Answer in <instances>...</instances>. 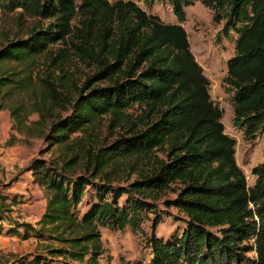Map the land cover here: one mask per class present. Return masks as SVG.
<instances>
[{
  "label": "trees",
  "instance_id": "trees-1",
  "mask_svg": "<svg viewBox=\"0 0 264 264\" xmlns=\"http://www.w3.org/2000/svg\"><path fill=\"white\" fill-rule=\"evenodd\" d=\"M163 2L175 22L147 14L135 0H0L1 14L48 22L0 44V67L14 65L0 73V111L23 139L58 150L55 159L34 158L24 168L45 193L39 219L13 221L5 231L34 239L43 252L14 255L9 264H99L100 229L137 230L149 212V264H239L251 250V263L264 264V159L251 168L248 186L181 25L192 1ZM200 2L214 22L223 21L224 33L235 34L222 90L231 125L252 136L264 129V0ZM55 43L65 47L52 53ZM70 56L95 69L73 83L74 95L63 92ZM56 106L68 113L52 115ZM104 115L109 127L124 130L110 143L92 133ZM122 165L135 176L119 185ZM168 193L161 203L183 225L162 238L156 202ZM15 200L0 192V222ZM250 239L252 246L244 244Z\"/></svg>",
  "mask_w": 264,
  "mask_h": 264
},
{
  "label": "rangeland",
  "instance_id": "rangeland-1",
  "mask_svg": "<svg viewBox=\"0 0 264 264\" xmlns=\"http://www.w3.org/2000/svg\"><path fill=\"white\" fill-rule=\"evenodd\" d=\"M110 3L119 0H107ZM192 4L186 6L185 20L181 23L187 37L188 46L194 60L200 66L203 75L208 80V93L211 100L217 104L222 111L221 122L223 132L233 138L234 159L238 167L245 176L246 184L252 185L254 176L251 175V168L262 162L264 159V129L259 130L252 136H244L243 130L231 125L232 110L228 101V96L222 90L223 77L225 76L226 60L233 55V41L235 34L232 31L224 33L223 21L214 22L212 12L204 7L200 0H191ZM135 3L147 14L156 15L163 22H174L171 9L163 0H135ZM46 20L28 17L24 14H1L0 13V44L5 37L13 36L25 37V33L31 26L38 25L45 27ZM65 46L60 43L49 45L51 52L55 53L59 48ZM44 57L38 59L39 70L44 71L46 64ZM8 64L0 67V73ZM68 74V86L65 91L74 95L73 83L80 86L95 69L91 65L69 57L68 64L64 65ZM42 72V71H41ZM92 86H105L106 81L91 80ZM68 111H64L61 106L53 108L52 115L63 116ZM36 114H31L29 119H35ZM96 128L92 131L97 135L102 143H110L123 129L119 127H109L110 117L104 115L96 118ZM58 150L55 147L47 149L42 139H23L14 129L11 128L9 113L6 110L0 111V192L14 195L16 202L10 206L7 217L0 222V264H9L14 255L28 252H43L41 244L34 239L21 240L19 237L5 233L13 227V221L30 222L34 220L41 210V194L43 189L34 184L29 171H24L29 162L36 159L53 160L57 157ZM9 157V162L5 161ZM122 171L118 176L120 184L123 185L125 179L129 177L128 166L122 165ZM130 175V179L134 178ZM117 184L116 181L112 185ZM173 194L168 193L156 202V210L162 216L161 222L156 226L155 234L167 238L171 233H178L182 222V216L174 208H165L161 200L171 198ZM121 201V199H120ZM168 214V215H167ZM145 218L137 230L129 227L120 231H112L106 228L100 229V239L103 254L99 258V264H149L148 250L144 247L145 237L148 236L151 225L149 217L152 213H146ZM21 231V230H19ZM252 239L244 244L252 246ZM247 261L239 264H252L251 259L255 258L253 250L245 253ZM75 264H81L75 262Z\"/></svg>",
  "mask_w": 264,
  "mask_h": 264
},
{
  "label": "crops",
  "instance_id": "crops-1",
  "mask_svg": "<svg viewBox=\"0 0 264 264\" xmlns=\"http://www.w3.org/2000/svg\"><path fill=\"white\" fill-rule=\"evenodd\" d=\"M174 22H175V21H174ZM169 23H173V22H169ZM5 161H8V162H9V157L6 158ZM44 198H45V193H44V190H43V193L41 194V202H42V206H43V204H44ZM42 211H43V207L41 208V210H40V212H39V215H38L34 220L30 221L31 224H34V222H36V221L39 219V217H40ZM98 263H99V259H98ZM50 264H55V263L52 262V263H50ZM72 264H75V262H73Z\"/></svg>",
  "mask_w": 264,
  "mask_h": 264
}]
</instances>
